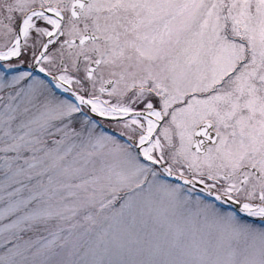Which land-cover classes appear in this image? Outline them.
Wrapping results in <instances>:
<instances>
[{"label":"snow or ice","instance_id":"snow-or-ice-1","mask_svg":"<svg viewBox=\"0 0 264 264\" xmlns=\"http://www.w3.org/2000/svg\"><path fill=\"white\" fill-rule=\"evenodd\" d=\"M0 264H264V0H0Z\"/></svg>","mask_w":264,"mask_h":264}]
</instances>
